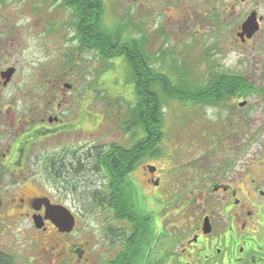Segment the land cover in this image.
Instances as JSON below:
<instances>
[{
  "label": "flooded vegetation",
  "instance_id": "flooded-vegetation-1",
  "mask_svg": "<svg viewBox=\"0 0 264 264\" xmlns=\"http://www.w3.org/2000/svg\"><path fill=\"white\" fill-rule=\"evenodd\" d=\"M32 2L35 11L28 18L0 13V212H18L31 219L38 231L70 236L78 223L76 211L117 209L107 201L113 190L106 161L108 150L118 142L105 139L104 126L92 110L98 81L106 79L104 57L95 46L81 45L76 38L80 16L74 0ZM82 3L89 9L91 0ZM126 3L127 11L140 20L148 15L155 20H181L179 31L190 36L201 35L204 21L217 36L228 35L230 70L219 72L211 64L203 75L208 80L197 86L207 85L217 74L240 79L241 90L233 88L218 105L232 99L238 109L246 108L248 96L259 90L251 79L260 77L264 69V0ZM54 22L50 32L68 35V29L77 43L44 46V30ZM133 39L142 40H123L120 34L122 42ZM213 47L212 51L218 49ZM138 50L153 66L142 45ZM187 76L186 72L182 79ZM260 93L264 98V89ZM150 158H142L137 166L148 193L134 178V170L131 179L138 204L151 219L118 221V253L130 236L140 234L146 240L140 264H264V157L251 166L254 158L238 156L217 168L197 167L195 173L189 167L177 172L180 165L176 168L175 162H150ZM44 198L74 213L71 232L59 231L51 219H44L41 228L35 225V216L46 215ZM178 213L181 218L166 219ZM68 251L59 264H93L77 244L69 245Z\"/></svg>",
  "mask_w": 264,
  "mask_h": 264
},
{
  "label": "rangeland",
  "instance_id": "rangeland-1",
  "mask_svg": "<svg viewBox=\"0 0 264 264\" xmlns=\"http://www.w3.org/2000/svg\"><path fill=\"white\" fill-rule=\"evenodd\" d=\"M32 1L34 0H0V13L15 12L28 18V13L35 11L32 9ZM126 6V0H104V26L111 30L120 29L123 40L141 38L143 50L153 67L165 73L172 82L185 78L187 72L186 78L190 86L204 84L208 79L203 78V75L214 63L215 70L219 72L230 70L229 37L225 33L217 36L206 21L201 35L190 36L184 30L179 31V27H183V22L179 19L155 20L148 15L140 20L127 11ZM56 23L47 24L44 30L47 33L42 35L43 45H75L77 40L74 37L73 41L69 36L70 30L65 29L68 35L50 32ZM164 26H167L166 30ZM144 28L147 30L139 31ZM213 46L218 49L212 51ZM103 60L102 71L106 79L98 81L94 92L96 105L92 110L99 115L96 117L98 123L104 126L105 139L128 146L134 139L131 131H124L123 122L129 115L130 104L136 100L129 64L124 56ZM262 70L260 77L258 75L251 79L259 90L248 96L249 102L244 109H238L232 99L221 105L167 99L163 104L165 116L164 136L160 144L162 153L150 158V162H154L153 159L158 163L171 162V165L175 162L176 168L180 165L177 172L189 167V172L195 173L197 167L211 164L217 168L221 163L238 156L254 158L250 159L251 166L258 158L264 157V98L260 93L264 89V69ZM143 135L140 131V136ZM134 172V178L148 193L142 169L137 167ZM75 214L78 223L73 233L62 236L53 231H38L31 219L20 217L18 212L1 211L0 249L13 255L18 264H59L61 256L68 254L72 243L83 248L88 262L93 264H102L113 258L118 252V220H115L112 212L86 210L76 211ZM179 214L166 219H179Z\"/></svg>",
  "mask_w": 264,
  "mask_h": 264
},
{
  "label": "trees",
  "instance_id": "trees-1",
  "mask_svg": "<svg viewBox=\"0 0 264 264\" xmlns=\"http://www.w3.org/2000/svg\"><path fill=\"white\" fill-rule=\"evenodd\" d=\"M84 4L82 0H74L75 8L80 16L76 20L79 28L76 38L81 45L95 46L104 58L125 55L136 93V100L130 104L129 115L123 122L124 131L132 132L131 137L134 142L128 146L118 143L107 152L106 167L111 181L110 188L113 190V195L107 198V201L117 207L111 211L115 220H150V213L138 204L139 195L131 179V173L142 158L156 157L162 153L160 144L164 136L163 104L165 101L169 98L185 99L194 103L218 105L224 95L232 92L233 88L234 91H239L238 86L244 81L217 74L202 87L190 86L187 79L172 82L165 73L155 69L148 63L146 57L142 56L141 51L138 50L142 40L141 42L137 39L122 42L120 29L111 30L104 27L102 0H91L89 9H86ZM140 131L144 133L143 136H140ZM135 228L142 227L135 226ZM145 241L140 234L130 236L123 250L102 264H140L145 251L143 245ZM0 264L18 263L13 255L0 249Z\"/></svg>",
  "mask_w": 264,
  "mask_h": 264
},
{
  "label": "water",
  "instance_id": "water-1",
  "mask_svg": "<svg viewBox=\"0 0 264 264\" xmlns=\"http://www.w3.org/2000/svg\"><path fill=\"white\" fill-rule=\"evenodd\" d=\"M46 204L45 217L35 216V225L41 228L44 224V219H51L61 232H71L76 224V217L74 213L64 205H52L48 198L43 199Z\"/></svg>",
  "mask_w": 264,
  "mask_h": 264
}]
</instances>
